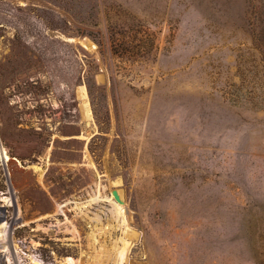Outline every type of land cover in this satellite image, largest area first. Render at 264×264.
Segmentation results:
<instances>
[{
	"label": "rangeland",
	"instance_id": "obj_1",
	"mask_svg": "<svg viewBox=\"0 0 264 264\" xmlns=\"http://www.w3.org/2000/svg\"><path fill=\"white\" fill-rule=\"evenodd\" d=\"M0 264H264V0H0Z\"/></svg>",
	"mask_w": 264,
	"mask_h": 264
},
{
	"label": "water",
	"instance_id": "obj_2",
	"mask_svg": "<svg viewBox=\"0 0 264 264\" xmlns=\"http://www.w3.org/2000/svg\"><path fill=\"white\" fill-rule=\"evenodd\" d=\"M112 193H113V195H114V197H115L116 200L121 201L117 189H114V190L112 191Z\"/></svg>",
	"mask_w": 264,
	"mask_h": 264
},
{
	"label": "bare ground",
	"instance_id": "obj_3",
	"mask_svg": "<svg viewBox=\"0 0 264 264\" xmlns=\"http://www.w3.org/2000/svg\"><path fill=\"white\" fill-rule=\"evenodd\" d=\"M120 196V195H119ZM121 208H123L122 206H121ZM116 215V214H115ZM117 218V217H116ZM123 220V219H122ZM125 225V224H124ZM93 238V237H92ZM94 238H95V236H94ZM123 257V256H122ZM119 260V259H118Z\"/></svg>",
	"mask_w": 264,
	"mask_h": 264
}]
</instances>
